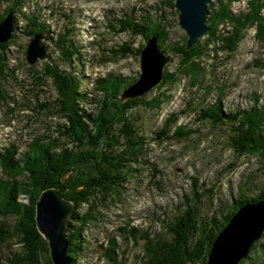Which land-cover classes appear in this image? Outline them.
Returning <instances> with one entry per match:
<instances>
[{"label": "rangeland", "instance_id": "1", "mask_svg": "<svg viewBox=\"0 0 264 264\" xmlns=\"http://www.w3.org/2000/svg\"><path fill=\"white\" fill-rule=\"evenodd\" d=\"M176 4L177 0H0V22L10 14L14 20L11 38L0 41V55L7 64L0 67V156L13 147L18 158L41 143L69 142L64 149L76 154L73 166L91 179L104 161L110 142L107 131L118 127L121 116L146 136L144 155L121 192L103 204L96 202L99 220L81 232L85 241L80 251L78 245L71 250L68 223L66 264H112L106 257L111 240L117 264H144L147 245L170 241L172 223L179 216L198 209L201 216L220 218L241 199L258 198L264 190V144L254 134L250 144L234 136L240 128L236 118L264 113V0H211L207 32L192 45ZM73 28L70 38L76 48L65 50L61 38ZM38 34L37 50L45 54L32 63L28 47ZM151 41L168 58L162 79L144 94L127 97L125 90L141 78L142 50ZM53 69L64 73L66 82L48 74ZM69 75L79 80L86 94L78 105L86 111L84 118L91 114L102 119L89 128L92 137L87 139L61 136L62 126L70 124L59 102L61 87L70 90ZM99 79L118 82L113 96L99 88ZM254 121L256 131L264 129V121ZM9 167L0 159V184L12 180ZM40 171L48 185L63 181L53 172ZM43 191L19 196L28 206V216L33 208L35 221ZM3 192L0 189V195ZM22 245L17 240L0 244L4 264L15 261L14 251L23 253ZM244 263L264 264V231L238 264Z\"/></svg>", "mask_w": 264, "mask_h": 264}, {"label": "trees", "instance_id": "2", "mask_svg": "<svg viewBox=\"0 0 264 264\" xmlns=\"http://www.w3.org/2000/svg\"><path fill=\"white\" fill-rule=\"evenodd\" d=\"M34 20H32L31 25L32 23L35 25ZM39 24V27L46 28L44 23ZM144 29L148 30V26ZM69 31L65 37L61 38L63 43L59 40L60 44L65 45V50L76 48L73 40L70 38L74 28ZM3 58L4 54L0 55V67L2 69L7 65ZM56 69L46 71L48 74L56 77L57 80L60 79L66 82L67 76L64 73H58ZM69 78L70 90L68 91L67 88L65 90L61 87L62 99L60 98L59 102L62 103L60 104L62 105V110L64 109L68 112L65 114L68 115L70 124L68 128L61 125L63 129L65 128L64 130L61 129V136H66L68 140L73 141H76L81 135V138L87 139L88 137H92L89 128H92L94 124H98L102 119L99 116L93 118L91 114H87V119L86 117L84 118L86 111L79 109L78 105L85 100L86 94L80 90L78 79L71 75L68 76ZM97 84L103 92L106 91L110 95L116 92L119 86L118 82L109 81L108 79H99L97 80ZM3 94L0 91V97L4 96ZM221 109V107H218L216 110L218 116L221 115ZM222 114L224 113L222 112ZM213 116L215 115L213 114ZM120 118L122 120L118 121L120 122L118 123V127H113L107 131L110 136L107 152L106 154L104 153V161L102 166L99 167L97 175L91 179L88 176L86 177L83 170H76L73 166V159L76 154L69 148L64 149L69 142L63 143L60 140L54 139L50 146L41 143L36 148H31L30 152H26L22 157L18 158L14 156L16 149L13 147L11 150H7L4 158L0 156L1 160L4 159L9 162L10 167L8 171L12 172V180L3 181L2 185L0 184V189L4 191L0 195V244L8 243L11 240L16 242L17 240L23 243L22 246L24 247V251L22 249L23 253L14 251L15 261H10L11 264H54L50 255L49 243L37 227L33 208L32 216H28L25 210L26 208L28 209V206L22 203L19 198L22 193L32 196L34 190L38 188L41 191L40 194L47 187L56 188L62 196L65 195L66 199L71 200L75 204L68 231L70 232L71 250L77 249L78 245L80 251V246L85 241L81 232L87 226L99 220L96 215L98 211L96 205L98 203L103 204L102 202H106L110 197L121 192L131 172L136 170V164L140 162L147 147L146 136L134 129L133 125L129 124L124 116ZM243 118L242 120L238 118H236L237 121L234 120L240 124V128L242 126L246 127L244 134L240 132V128L235 129V139L239 142L246 141L250 144L254 142V134L258 138L257 140L264 144V129L259 127L258 131H256V128H254L256 121L254 119H258L259 122L264 121V113L260 112L257 115L247 113ZM104 120L105 122L107 121V119ZM111 120L114 121L115 118L113 117ZM80 141L82 140L80 139ZM251 149L254 150L253 147ZM262 151H264V146ZM40 168L49 171L50 174L55 173L63 181L56 183L51 181L52 184L48 185L49 182L46 176L40 177L44 174L40 171ZM36 169H38L40 175ZM51 180H54V177ZM262 198H264V190L261 191L258 198L241 199L233 210L220 218L214 215L210 217L201 216L198 209L192 210V213L188 212L183 216H179L171 226V231L173 232L172 239L170 241L159 240V242L148 244L144 256L141 257L143 263L207 264L213 242L224 226L230 221L231 216L238 207L245 202ZM96 202L98 203L96 204ZM83 207L85 210L83 212L79 211ZM74 231L77 233L76 236L72 235ZM27 233L28 235H26ZM133 237H136V235L133 234ZM111 241V248L107 250L106 257L112 264H117V258L113 253L115 243L114 240ZM0 256V264H4L5 258L3 255Z\"/></svg>", "mask_w": 264, "mask_h": 264}, {"label": "water", "instance_id": "3", "mask_svg": "<svg viewBox=\"0 0 264 264\" xmlns=\"http://www.w3.org/2000/svg\"><path fill=\"white\" fill-rule=\"evenodd\" d=\"M211 0H177L180 9V23L187 30L189 45L194 44L207 32L205 24L208 5ZM12 14L0 22V41H7L14 29ZM40 34L36 35L28 47V58L34 63L45 52H38ZM168 58L149 42L141 54V78L128 89L125 96L144 94L162 79V72ZM74 210V203L63 198L56 188L43 191L37 202L36 223L40 233L49 240L51 257L55 264H66L70 242L66 229ZM264 231V199L242 206L217 235L208 255L207 264H238L246 257Z\"/></svg>", "mask_w": 264, "mask_h": 264}, {"label": "bare ground", "instance_id": "4", "mask_svg": "<svg viewBox=\"0 0 264 264\" xmlns=\"http://www.w3.org/2000/svg\"><path fill=\"white\" fill-rule=\"evenodd\" d=\"M210 19H211V18H210ZM32 22H33V21H32ZM34 27H35V26H34ZM154 29H155V28H154ZM149 30H151V29H149ZM158 30H159V29H158ZM153 31H154V30H153ZM155 32H156V30H155ZM158 32H159V31H158ZM161 32H162V31H161ZM31 33H32V32H31ZM152 33H153V32H152ZM156 34H157L158 36H163V35H164V34L161 35L160 32H159V33L156 32ZM162 39H163V38H162ZM195 44H196V43H195ZM67 59H68V58H67ZM164 76H165V75H164ZM167 76H168V75H167ZM72 79H73V78H72ZM126 82H127V81H126ZM171 82H172V81H171ZM124 95H125V93H124ZM84 101H85V100H84ZM36 109H37V108H36ZM220 117H221V116H220ZM256 126H257V125H256ZM257 145H258V144H257ZM109 146H110V145H109ZM252 147H253V146H252ZM260 152H261V151H260ZM263 152H264V151H263ZM134 154H135V153H134ZM137 155H138V154H137ZM10 157H11V156H10ZM139 157H140V156H139ZM64 196H65V195H64Z\"/></svg>", "mask_w": 264, "mask_h": 264}]
</instances>
